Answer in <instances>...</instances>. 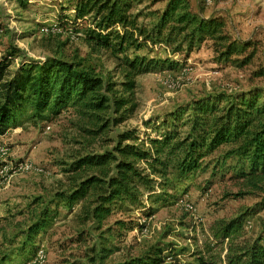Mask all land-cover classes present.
I'll list each match as a JSON object with an SVG mask.
<instances>
[{
    "label": "rangeland",
    "instance_id": "obj_1",
    "mask_svg": "<svg viewBox=\"0 0 264 264\" xmlns=\"http://www.w3.org/2000/svg\"><path fill=\"white\" fill-rule=\"evenodd\" d=\"M169 1L133 0L130 12L138 25L152 30ZM187 1L199 16L222 18L238 46L250 42L246 52L225 61L214 50L222 43L206 40L190 51L183 35L119 55L93 52L85 38L95 28L94 19L74 16L76 0H0V61H11L9 74L30 61L58 57L117 84L122 80L118 58L145 56L155 62L136 78L138 107L132 117L110 126L91 145L83 132L87 122L72 108L49 121L34 119L27 109L0 134V264H89L101 247L108 250L102 252L104 264L158 252L163 264L193 261L196 252L211 264L219 251H210L211 228L238 216H244L246 236L264 237V182L237 178L233 144L207 152L195 171L183 174L175 166L183 155L174 151L167 175L154 176L142 204H116L100 225L83 222L80 204L70 208L56 195L70 185L66 170L76 153L98 150L106 142L111 146L117 132L136 128L141 138H159L176 126L185 138L192 133L196 101L221 96L224 106L253 91H261L259 102L264 100V0ZM45 219L48 223L36 232Z\"/></svg>",
    "mask_w": 264,
    "mask_h": 264
},
{
    "label": "trees",
    "instance_id": "obj_2",
    "mask_svg": "<svg viewBox=\"0 0 264 264\" xmlns=\"http://www.w3.org/2000/svg\"><path fill=\"white\" fill-rule=\"evenodd\" d=\"M132 2L76 0L74 16L94 19L95 28L85 38L91 51L109 50L119 55L150 41L172 43L183 35L182 41L190 51L206 40L222 43L214 50L228 61L233 54L245 53L250 45L243 42L238 46L226 32L222 18L199 16L187 0H170L158 23L148 30L138 25L131 14ZM164 30L167 32L163 34ZM118 59L122 80L116 84L58 57L30 61L9 74L11 61L4 58L0 61V134L15 126L27 109L34 119L49 121L72 108L88 124L83 128L87 143H95L99 136L108 134L110 126L132 117L138 107L136 78L155 63L145 56ZM260 94L261 91L242 94L224 106L220 104L221 96L194 102L192 133L185 138L179 137L176 126L164 129L159 138L148 134L141 138L136 128L117 132L111 146L106 142L98 150L76 153L66 170L70 185L66 191L57 192V197L70 208L80 204L83 222L100 225L116 204L141 205L144 192L155 184L154 176L167 175L168 156L174 151L180 150L183 155L177 158L176 168L182 174L191 173L207 152L224 144L234 145L230 153L237 157L240 166L237 178L250 183L264 182V100L259 102ZM243 217L221 220L211 228L214 242L210 251L219 249L211 264H264V237L246 236ZM47 223L42 220L35 231ZM101 249L99 254L89 257V264H104L107 256L102 252L108 250ZM192 257L193 261L172 264H207L202 252ZM163 263L164 257L158 252L154 257L131 258L118 264Z\"/></svg>",
    "mask_w": 264,
    "mask_h": 264
}]
</instances>
